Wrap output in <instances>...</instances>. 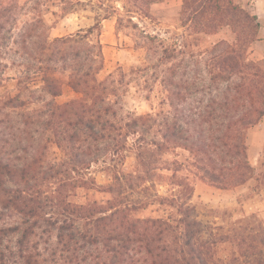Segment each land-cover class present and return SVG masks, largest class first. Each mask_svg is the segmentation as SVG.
<instances>
[{"label":"trees","instance_id":"1","mask_svg":"<svg viewBox=\"0 0 264 264\" xmlns=\"http://www.w3.org/2000/svg\"><path fill=\"white\" fill-rule=\"evenodd\" d=\"M162 1L60 0L61 17L85 8L100 13L86 30L73 34L38 37L30 30L21 36L28 62L21 64L16 93H0V209L14 212L21 222L0 227V264L45 263L38 261L31 238L39 230L42 240L54 227L53 250L60 252L58 259H51L54 264H264L261 231L224 232L215 223L203 222L190 203L193 188L179 174L185 170L219 190L244 187L248 199L264 194V162L252 167L246 144L247 130L264 117V53L254 60L249 47L260 41L258 36L214 43L201 52L211 56L204 75L195 77L188 71L183 36L170 31L165 39L147 34L148 64L119 67L98 79L104 67L101 20L118 14V26L126 22L137 29L133 18L155 24L150 7ZM182 9L194 17L231 11L244 25L256 21L233 0H184ZM131 84L145 101L155 92L159 109L125 111L122 95ZM64 87L78 96L58 104L55 99ZM48 144L63 157L59 192L42 191ZM177 149L187 153L185 163L165 158ZM131 151L136 170L125 173L120 166ZM96 165L106 173L105 184L86 178ZM50 169L58 176L57 165ZM71 173L80 178L81 187L97 188L110 198L71 203L68 181L62 179ZM154 204L170 213L135 216ZM224 241L229 247L220 258Z\"/></svg>","mask_w":264,"mask_h":264},{"label":"rangeland","instance_id":"2","mask_svg":"<svg viewBox=\"0 0 264 264\" xmlns=\"http://www.w3.org/2000/svg\"><path fill=\"white\" fill-rule=\"evenodd\" d=\"M184 0H163L150 7V13L156 20L155 24L148 21L133 18L132 21L138 28L133 29L128 23L123 22L118 26V14L100 23V42L104 58L103 70L99 73L98 79H104L109 73L121 67L124 70L129 68L143 67L149 63V46L146 35H157L161 39L169 37L170 33L176 32L183 36L185 45L186 64L190 76L199 77L204 75L205 63L209 60L210 54L201 52L210 50L212 45L218 41L234 43L236 38L242 39L243 35L258 36V28L264 22H249L242 24L238 17L231 11L212 13L209 17H194L191 11L182 9ZM239 4L238 0H233ZM240 5V4H239ZM244 9V8H243ZM249 15L253 12L244 9ZM97 10L85 8L75 14H66L61 17L60 0H0V21L4 23V29L0 30V93H16V80L20 77L23 67L22 63L28 62L26 54L23 55L21 49L22 35L32 34L47 35L50 38L65 36L76 33L78 30H86L95 22ZM252 16V15H251ZM209 18V19H208ZM233 21V22H232ZM233 24L228 26L227 24ZM257 23L258 27L255 26ZM168 26V27H164ZM237 36V37H236ZM246 36H244L245 38ZM34 38V37H33ZM32 38V41L34 40ZM243 40V39H242ZM250 49L255 51L251 58L261 59L260 53L264 50L262 44L251 43ZM23 57H26L23 59ZM178 55V60H180ZM30 63L34 61L29 59ZM199 63V64H198ZM26 65V64H25ZM37 66L39 64H36ZM127 93L122 95L121 103L125 111H135L138 114L150 113L159 109V97L154 92L149 101H145L142 93L133 84L127 87ZM124 91V90H123ZM75 94L68 87H64L62 95L55 99L56 103L62 104L76 98ZM247 154L250 165L259 167V163L264 162V117L247 130L246 134ZM176 155V156H175ZM42 161V169L47 172L46 185L42 191L51 193L53 189L60 191V163L63 157L60 151L52 144L47 145ZM187 153L182 150L169 152L165 158L168 161L177 160L185 163ZM58 166L57 175L50 169ZM136 159L134 153L129 152L123 165L120 166L123 172L130 173L136 170ZM264 169V166L262 167ZM161 173V172H158ZM166 172L163 171L162 174ZM187 178V182L193 188V196L190 203L196 207V212L205 223H215L223 228L224 232L229 229L243 230L252 228L253 233L264 236V194L251 199L246 188L240 187L230 190H219L210 186L206 181L196 179L194 175L185 170L179 173ZM53 178H52V177ZM70 178H62L68 185L67 200L74 204H85L92 201L105 202L110 195L99 192L96 188H84L80 185V178L76 173H71ZM90 181H95L97 185L106 183V173L101 165L92 166L87 177ZM89 182V181H88ZM90 184V183H88ZM90 187V185L88 186ZM97 187V186H96ZM160 193L165 189L160 188ZM168 208L160 207L156 204L150 205L143 211L135 213L140 218L166 217L170 212ZM60 219L59 216H54ZM249 220H246L248 219ZM0 227L18 226L20 217L12 211L0 209ZM60 221V220H59ZM22 232V228L15 234L13 241ZM37 236L33 237L37 244L38 261H46L42 264H54L51 259H58L59 250L54 253L53 246L56 244L57 229H50L49 233L39 240V230H35ZM225 240V235L222 236ZM47 240V242L45 241ZM46 242V243H44ZM39 244V245H38ZM12 247L14 246L11 244ZM229 244L224 241L219 248L218 257L224 258L228 251ZM261 248V246L259 247ZM56 254L55 256H52Z\"/></svg>","mask_w":264,"mask_h":264},{"label":"crops","instance_id":"3","mask_svg":"<svg viewBox=\"0 0 264 264\" xmlns=\"http://www.w3.org/2000/svg\"><path fill=\"white\" fill-rule=\"evenodd\" d=\"M240 6L248 11H253L252 16L256 18L258 22H264V0H238ZM258 38L260 41L254 43L262 44L264 46V24L258 28ZM256 52L253 50L252 55ZM264 50L260 53L262 57Z\"/></svg>","mask_w":264,"mask_h":264}]
</instances>
